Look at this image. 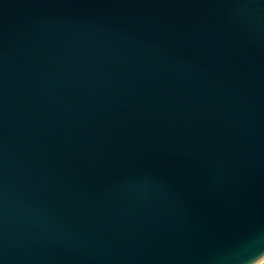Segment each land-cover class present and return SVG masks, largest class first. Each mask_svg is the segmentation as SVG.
<instances>
[{
  "label": "water",
  "instance_id": "95a60500",
  "mask_svg": "<svg viewBox=\"0 0 264 264\" xmlns=\"http://www.w3.org/2000/svg\"><path fill=\"white\" fill-rule=\"evenodd\" d=\"M0 264H264V0H0Z\"/></svg>",
  "mask_w": 264,
  "mask_h": 264
}]
</instances>
